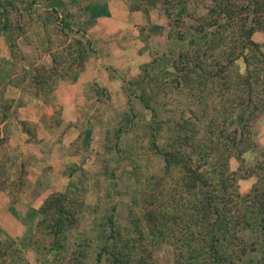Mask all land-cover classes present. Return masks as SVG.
Segmentation results:
<instances>
[{
  "label": "rangeland",
  "instance_id": "1",
  "mask_svg": "<svg viewBox=\"0 0 264 264\" xmlns=\"http://www.w3.org/2000/svg\"><path fill=\"white\" fill-rule=\"evenodd\" d=\"M252 1L0 0V241L23 249L8 264H107L112 225L132 264H264ZM60 194L55 256L59 216L40 206Z\"/></svg>",
  "mask_w": 264,
  "mask_h": 264
},
{
  "label": "trees",
  "instance_id": "2",
  "mask_svg": "<svg viewBox=\"0 0 264 264\" xmlns=\"http://www.w3.org/2000/svg\"><path fill=\"white\" fill-rule=\"evenodd\" d=\"M252 2H253V5H252V9H251L252 12L251 13H253L254 16L251 17V20L253 21L255 19V17H257L255 14L258 13V10L261 11V8H260L261 6L257 5L258 4L257 0H254ZM257 7H258V9H257ZM224 14L228 19L227 13H224ZM251 23L252 22L249 21L248 25ZM208 25H212V23L208 22ZM252 25H254V23L249 25L247 27V30L244 31L243 34L245 35L247 45H251V43H252L253 45L257 46L258 44L256 42H254L252 40V38H250V37H252V33L254 32V30L256 29V27H254ZM247 81H249V80L247 79ZM251 113L253 115L252 111H251ZM197 175L195 173L193 174V186H194V182H200L199 179L201 177V174L198 175L199 177H197ZM203 181H204V183H202V182L200 183L201 189L205 188V186L207 185V181L206 180H203ZM207 192H208V190H207ZM211 196L215 200V198L217 197V194L211 195ZM61 198L62 197L60 194L56 198H54L53 201H51V199L47 200L40 206V213H44L45 211L48 210V212L51 215L56 214L59 216L58 221L56 222V229L53 232H51V233H53L55 238L53 237V240L51 239L49 242V250H51V252L53 251L55 253V256L58 255L59 253H61V249L64 245V244H62L64 242V232L67 229H70V228H67V226H64V222L66 221V219L69 215H72L69 211L65 210V207L63 204L64 203L63 199H62V201H60ZM258 199H259V201L257 204L259 205L260 208H262V211L264 212V198L260 199V197L258 196ZM258 199H255V202ZM52 203H53V205H52ZM200 203H201V200L199 199L195 205L196 206L195 208L197 209V211H196L197 214L195 213L196 217L194 216V218H196V219L200 218L202 220V222L200 224V228H198V230L196 231L197 236L199 238L202 237V235L208 234V212H207L206 208H202L205 206L201 207ZM216 203L217 204H215L216 205L215 208H217L218 205H220V203L218 201H216ZM206 212H207V214H206ZM247 217H249V216H247ZM249 220L251 221V217L249 218ZM47 221L48 220L46 219L45 222L48 224ZM251 222L254 224V226L257 225V221H256V223H254L253 220ZM204 223H205V227L201 226ZM236 223H238V222H236ZM249 224H250V222H249ZM40 235H47V234L42 233ZM101 238L103 239V241H102L103 244L101 245V247L99 248V251H98V255H97L98 261H100L101 258L104 256L107 264L108 263L109 264H132V258H130L128 255H126L122 249L116 250V246H115L116 231H115V227H113V225L110 227V233L105 235V236H101ZM37 239L39 241V238H37ZM43 240H44V238H41V244H42ZM34 243H36V241H34ZM201 244L202 243H200L199 245H201ZM21 249L22 248L20 247V245L18 246V244L14 243L8 237L1 240L0 241V264H8L7 261L15 260L17 258V255L21 254ZM76 251L77 252L79 251L77 245H75V249L73 250V252L76 253ZM82 256H83V254H80V255H77V257H76V258H78V260H79L78 262L80 264H81L80 260H81ZM20 259H21V257H20ZM18 264H22V263L19 262Z\"/></svg>",
  "mask_w": 264,
  "mask_h": 264
}]
</instances>
